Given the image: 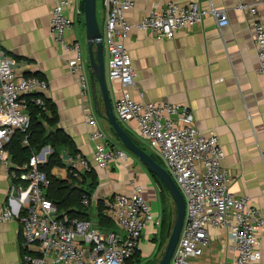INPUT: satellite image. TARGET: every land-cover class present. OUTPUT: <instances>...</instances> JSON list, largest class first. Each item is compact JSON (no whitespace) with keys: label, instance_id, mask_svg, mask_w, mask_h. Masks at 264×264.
<instances>
[{"label":"built area","instance_id":"1","mask_svg":"<svg viewBox=\"0 0 264 264\" xmlns=\"http://www.w3.org/2000/svg\"><path fill=\"white\" fill-rule=\"evenodd\" d=\"M50 35L55 43L72 54L70 73L75 76L80 94L85 97L91 88L87 49L79 39L67 40L66 34L75 17L66 13L67 7L83 0H51ZM252 6L240 5L256 12ZM106 13L103 33L104 49L108 54V76L122 83L123 92L115 104L119 122L134 123L140 139L165 163L186 199V216L180 238L170 264H190L192 257L203 254L209 247V229L226 230L236 249L235 264H261V242L258 232L264 228V214L247 197L235 195L228 187L229 172L222 162L225 152L219 136L211 131L203 133L194 125V115L187 105L167 101L135 99L129 91L136 72L126 38L135 26L150 30L157 39L174 38L181 29L201 23L212 15L219 29L229 24L226 9L204 8L197 2H170L161 11H153L136 25L125 12L135 0H102ZM82 15L78 6L75 16ZM259 70L264 76V24L253 23ZM15 60L0 46V163L11 182L19 185L22 212H15L8 203L0 205V222L16 219L21 224L23 264H127L140 251L141 236L149 225H162V215L153 213L142 194V186H134L133 193H117L103 199V213L118 230L102 231L92 219L69 214L59 216L58 206L46 196L50 184L47 173L40 166L52 152L50 146L33 153L23 164L14 162L8 148L16 131L27 132L30 126V103L46 113L43 93L48 81L39 75H19ZM143 96V95H142ZM87 121L92 127L90 139L94 144L93 159L80 152H64V162L73 176L83 181L93 163L108 168L111 161L127 157L122 147L111 145L107 133L100 127L97 116L89 112ZM28 145V135L23 139ZM93 198L84 195L82 204L93 206Z\"/></svg>","mask_w":264,"mask_h":264},{"label":"crops","instance_id":"2","mask_svg":"<svg viewBox=\"0 0 264 264\" xmlns=\"http://www.w3.org/2000/svg\"><path fill=\"white\" fill-rule=\"evenodd\" d=\"M170 2H197L204 8L226 9L229 24L219 29L216 19L208 14L201 23L179 30L170 39H157L150 30L141 31L134 26L125 40L136 72L135 83L129 91L135 99L143 97L189 106L198 130L213 131L219 136L225 152L222 164L229 172V189L237 196L249 198L264 214V76L259 70L253 34L255 21L264 24V2L257 4L256 12H252L240 5L252 6L255 0H135L125 16L136 25L151 12H161ZM78 6L81 8V4L74 2L66 9V13L76 19L66 38L79 39L84 45L86 25L83 15L75 16ZM52 7L51 0H0V46L15 60L17 74L39 75L48 81V90L42 95L55 106L58 126L72 138L78 152L93 159L89 112L97 116L111 145L125 149L113 128L99 114L104 113V104L92 84L89 93L81 96L78 81L69 70L72 54L65 52L50 35ZM105 18L102 6L104 27ZM105 64L115 112V104L124 88L120 81L108 76L106 51ZM120 124L130 136L135 134L140 138L133 122ZM107 125L115 136L109 133ZM125 151L127 157L111 161L108 168L93 163L97 183L92 190L93 206L87 211L94 223L98 220V201L117 193L130 195L134 186H142V194L153 213L162 215L161 186L157 177L136 155ZM51 173L64 179L69 175V168L64 162L62 166H54ZM5 203L15 212L24 209L19 185L11 182L0 163V205ZM115 228L122 233L120 228ZM162 229V225L145 228L140 243V264L159 263V245L165 244L168 238V230L164 240ZM258 236L261 264H264V228ZM21 239L18 220L0 222V264H23ZM209 239V247L202 255L192 257L190 264H235L237 252L226 230L210 228Z\"/></svg>","mask_w":264,"mask_h":264},{"label":"trees","instance_id":"3","mask_svg":"<svg viewBox=\"0 0 264 264\" xmlns=\"http://www.w3.org/2000/svg\"><path fill=\"white\" fill-rule=\"evenodd\" d=\"M81 10L82 15L84 16V0L81 2ZM44 99L50 113L48 114L40 107L30 103L29 129L27 132L16 131L8 144V148L12 154L14 162L23 164L29 160L33 153H39L45 147L50 146L52 152L48 155L47 161L40 166V169L45 171L50 179V184L45 191L46 196L58 206L59 216L69 214L81 219H92L87 211L92 206L83 205L82 199L84 195L92 197V190L97 183L94 169L86 172L83 181L77 180L70 171L67 178L64 179H59L51 173L54 166H62L64 164L63 154L65 151H69L70 153L78 151L72 138L58 126L59 118L55 106L46 97H44ZM26 135H28V145L23 144V139ZM131 137L142 147L132 135ZM117 139L121 143L118 136ZM152 156L159 164H162L154 155ZM153 176L156 178L154 174ZM157 181L161 186L162 232L165 240L170 217L168 211L169 196L168 191L163 184L158 179ZM97 215L98 220L97 223H95L96 227L102 231L116 230L114 222L103 213L102 200L97 202ZM163 248L165 249L164 244H160L159 251L161 252ZM140 261V254L139 252H136L127 261V264H140Z\"/></svg>","mask_w":264,"mask_h":264},{"label":"water","instance_id":"4","mask_svg":"<svg viewBox=\"0 0 264 264\" xmlns=\"http://www.w3.org/2000/svg\"><path fill=\"white\" fill-rule=\"evenodd\" d=\"M84 19L91 84L96 94L100 91L104 104V113L100 111L99 114L113 128L123 147L136 155L163 184L174 202L176 218L173 225L169 227L165 249L158 263L170 264L186 216L185 196L170 172L163 165L159 164L144 148L139 146L116 118L106 77L105 49L103 33L97 16V0H84Z\"/></svg>","mask_w":264,"mask_h":264},{"label":"rangeland","instance_id":"5","mask_svg":"<svg viewBox=\"0 0 264 264\" xmlns=\"http://www.w3.org/2000/svg\"><path fill=\"white\" fill-rule=\"evenodd\" d=\"M102 0H97V16H98V21H99V25H100V28L102 31H104V26H103V21H102ZM84 45L86 46L87 48V42H86V38L84 39ZM98 94V98L99 100L102 102V98H101V94H100V91L97 92ZM107 129L109 131L110 134H112L113 136H115L113 134V131L110 130L109 126L107 125ZM130 132V131H129ZM132 133V132H130ZM133 137L143 146L145 147L148 151H151L152 153H154L146 144H144V142L138 138L135 134H133ZM155 154V153H154ZM156 155V154H155ZM157 159L165 166V163L164 161L162 160V158L160 156L157 155ZM170 200V199H169ZM172 205V207L170 208V219H169V225H173L174 221H175V218H176V208L174 206V203L170 200V206ZM168 239V238H167ZM167 242V240H166ZM166 242L164 244V246L166 245ZM163 250L164 248L162 249L161 251V256H162V253H163Z\"/></svg>","mask_w":264,"mask_h":264}]
</instances>
